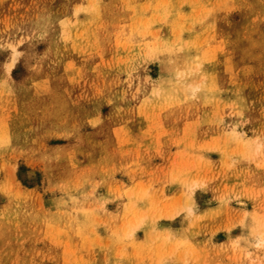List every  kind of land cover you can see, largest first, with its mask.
<instances>
[{
	"label": "rangeland",
	"instance_id": "1",
	"mask_svg": "<svg viewBox=\"0 0 264 264\" xmlns=\"http://www.w3.org/2000/svg\"><path fill=\"white\" fill-rule=\"evenodd\" d=\"M0 264H264V0H0Z\"/></svg>",
	"mask_w": 264,
	"mask_h": 264
},
{
	"label": "bare ground",
	"instance_id": "2",
	"mask_svg": "<svg viewBox=\"0 0 264 264\" xmlns=\"http://www.w3.org/2000/svg\"><path fill=\"white\" fill-rule=\"evenodd\" d=\"M260 241H262V240H260ZM259 245V244H258Z\"/></svg>",
	"mask_w": 264,
	"mask_h": 264
}]
</instances>
